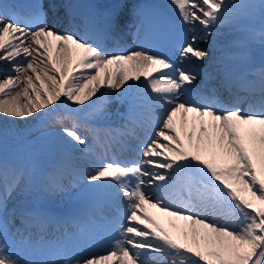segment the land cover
Instances as JSON below:
<instances>
[{"label":"snow or ice","instance_id":"obj_1","mask_svg":"<svg viewBox=\"0 0 264 264\" xmlns=\"http://www.w3.org/2000/svg\"><path fill=\"white\" fill-rule=\"evenodd\" d=\"M171 3L193 33L182 41L180 57L201 61L208 52L194 47L196 42L216 34L237 11L249 7L236 0ZM61 8L71 15L70 5L49 0L47 10L33 8L21 20L0 6V62L10 64L15 73L0 80V116L36 119L51 113L57 102L86 106L105 85L118 92L146 85V99L159 111L156 131L139 162L104 160L85 177L100 197L125 203V222L116 221L110 249L87 258L62 249L50 264H264V77L258 109L189 98L201 73L177 67L163 54L110 52L90 35L57 31L48 14L55 18ZM122 8L121 3L112 5L108 29L120 26ZM197 23L203 36L195 34ZM91 31L86 27V33ZM217 71L231 91L232 70L225 65ZM204 75L210 79L213 73ZM6 134L0 129V136ZM61 136L65 144L88 148L75 123L63 126ZM23 175V169L0 164V264H26L9 248L4 217L7 198ZM149 187L158 193H149ZM146 206L185 223L172 221L169 231Z\"/></svg>","mask_w":264,"mask_h":264},{"label":"bare ground","instance_id":"obj_2","mask_svg":"<svg viewBox=\"0 0 264 264\" xmlns=\"http://www.w3.org/2000/svg\"><path fill=\"white\" fill-rule=\"evenodd\" d=\"M1 63V62H0ZM0 66H4V68L7 66V65H2V64H0ZM15 74V73H14ZM32 118H28V119H24L23 120V123L25 124V123H28V124H30L29 123V121L31 120ZM34 122V121H33Z\"/></svg>","mask_w":264,"mask_h":264}]
</instances>
